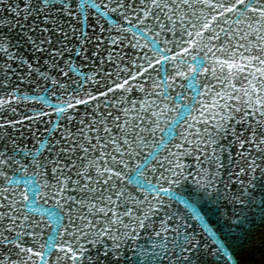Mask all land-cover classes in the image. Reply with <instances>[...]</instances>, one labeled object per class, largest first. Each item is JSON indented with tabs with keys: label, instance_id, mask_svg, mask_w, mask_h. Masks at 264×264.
I'll list each match as a JSON object with an SVG mask.
<instances>
[{
	"label": "snow or ice",
	"instance_id": "obj_1",
	"mask_svg": "<svg viewBox=\"0 0 264 264\" xmlns=\"http://www.w3.org/2000/svg\"><path fill=\"white\" fill-rule=\"evenodd\" d=\"M225 159L264 176V0H0V264H189Z\"/></svg>",
	"mask_w": 264,
	"mask_h": 264
},
{
	"label": "water",
	"instance_id": "obj_2",
	"mask_svg": "<svg viewBox=\"0 0 264 264\" xmlns=\"http://www.w3.org/2000/svg\"><path fill=\"white\" fill-rule=\"evenodd\" d=\"M232 151L233 162L238 163L239 158L235 156L238 146ZM224 164L226 171L221 182L208 189L206 194L191 180L183 185L186 195L200 197L198 207L205 218L204 221L189 218V231L196 232L201 244L199 251H186L184 258L191 257L189 264H223L219 255H212L218 247L214 239L209 238L207 227L216 233V239L225 241L237 264H264V176L259 171L247 176L237 175L238 169L227 167V159ZM176 206L184 208L183 205ZM169 238L175 239V236ZM139 243L146 249L151 247V241L144 234ZM136 252L138 249L127 248L124 264H143L144 257H135Z\"/></svg>",
	"mask_w": 264,
	"mask_h": 264
}]
</instances>
